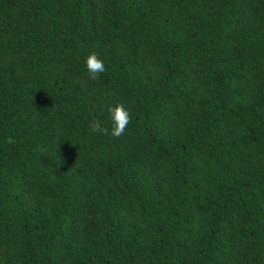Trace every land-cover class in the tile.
I'll use <instances>...</instances> for the list:
<instances>
[{"label": "trees", "instance_id": "16d2710c", "mask_svg": "<svg viewBox=\"0 0 264 264\" xmlns=\"http://www.w3.org/2000/svg\"><path fill=\"white\" fill-rule=\"evenodd\" d=\"M0 264H264V0H0Z\"/></svg>", "mask_w": 264, "mask_h": 264}, {"label": "clouds", "instance_id": "9594fccd", "mask_svg": "<svg viewBox=\"0 0 264 264\" xmlns=\"http://www.w3.org/2000/svg\"><path fill=\"white\" fill-rule=\"evenodd\" d=\"M85 67L88 79L98 80L100 75L106 71L105 64L95 52L90 53L85 59ZM111 126H102L99 119H93L89 123V129L93 134L110 135L113 138L123 136L131 122L130 113L123 104H117L109 108Z\"/></svg>", "mask_w": 264, "mask_h": 264}]
</instances>
